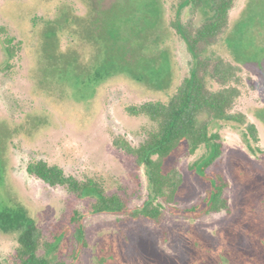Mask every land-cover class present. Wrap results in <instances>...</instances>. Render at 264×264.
<instances>
[{"label": "rangeland", "instance_id": "obj_1", "mask_svg": "<svg viewBox=\"0 0 264 264\" xmlns=\"http://www.w3.org/2000/svg\"><path fill=\"white\" fill-rule=\"evenodd\" d=\"M202 1L192 12L185 0H0V28L22 43L9 62L0 39V210L21 209L45 231L78 209L87 247L72 259L74 243L65 239L54 259L264 264V0H237L226 33L208 53L239 67L232 113L255 127L256 141L236 123L211 122L223 144L210 166L209 147L192 154L180 145L164 166L182 177L175 210L165 209L158 224L89 215L88 199L26 173L30 161L41 160L66 176L99 178L127 198L129 209L140 207L149 195L146 174L112 141L123 137L137 147L152 123L128 109L166 103L189 75L192 57L174 25L198 27L209 19ZM213 172L228 183L229 212L194 217L187 210L209 193ZM16 247L17 235L0 230V260Z\"/></svg>", "mask_w": 264, "mask_h": 264}, {"label": "trees", "instance_id": "obj_2", "mask_svg": "<svg viewBox=\"0 0 264 264\" xmlns=\"http://www.w3.org/2000/svg\"><path fill=\"white\" fill-rule=\"evenodd\" d=\"M204 1L211 9L209 19L198 27H194L192 22L174 25L192 57L189 75L174 86L166 103L151 101L128 109L131 116L145 117L152 123L137 147H132L123 137L112 141L115 150L132 158L136 168H142L146 174L149 195L140 207L129 209L127 198L111 191L99 178L66 176L61 168L41 160L30 161L26 165V173L50 188H62L77 200L88 199L85 212L89 215H122L126 220L145 219L158 224L165 209L175 210L182 177L176 169L166 171L164 166L180 145L185 144L192 154L200 147H209L206 165L210 166L220 158L223 144L219 134L211 132V122L236 123L244 127L245 137L256 141L255 127L247 125L243 115L232 113L239 97L236 79L239 67L224 58L208 55L226 33L229 13L237 0ZM185 2L192 12H196L203 1ZM0 39L7 60L13 62L22 51V43L7 36L2 28ZM10 67L8 64L7 68ZM210 179L211 189L202 203L187 210L194 217L229 212L224 196L227 181L219 172H213ZM0 230L17 235L14 255L7 261L0 260V264H69L71 261L66 263L65 257L54 259L63 240L74 243L72 259L78 258L87 247L83 214L76 208L45 231L40 230L23 210L2 208Z\"/></svg>", "mask_w": 264, "mask_h": 264}]
</instances>
